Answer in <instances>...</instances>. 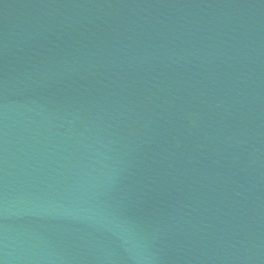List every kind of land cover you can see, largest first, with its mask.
<instances>
[{
    "label": "water",
    "instance_id": "1",
    "mask_svg": "<svg viewBox=\"0 0 264 264\" xmlns=\"http://www.w3.org/2000/svg\"><path fill=\"white\" fill-rule=\"evenodd\" d=\"M0 264H264V0H0Z\"/></svg>",
    "mask_w": 264,
    "mask_h": 264
}]
</instances>
